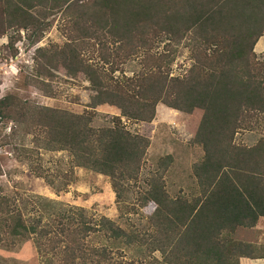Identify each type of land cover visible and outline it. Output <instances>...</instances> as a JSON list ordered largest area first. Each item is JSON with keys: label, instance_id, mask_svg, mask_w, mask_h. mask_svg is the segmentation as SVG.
Instances as JSON below:
<instances>
[{"label": "trees", "instance_id": "obj_1", "mask_svg": "<svg viewBox=\"0 0 264 264\" xmlns=\"http://www.w3.org/2000/svg\"><path fill=\"white\" fill-rule=\"evenodd\" d=\"M31 1L41 2L22 0L24 7ZM49 1L72 15V31L80 30L77 39H89L87 33L93 30L105 31L106 40L98 37L100 46L116 47L112 54L99 50L109 72L120 58L118 50L125 45L152 46L155 37L176 44L187 37L194 62L186 75L168 77V63L152 66L146 55L144 73L106 77L101 68L81 60L77 46L70 44L51 59L60 57L64 69L72 67L69 75H85L94 93L90 110L76 115L0 100L4 112L19 110L14 131L33 123V131L43 137L37 146L65 152L72 167L106 177L117 204L123 205L134 186L138 205L152 206L145 233H127L102 218L92 223L81 213L43 223L41 218L26 220L12 200L0 197V245L30 240L44 264H127L107 248L117 243L134 246L148 257L159 256L136 264H238L239 258H255L244 252L243 244L223 236L252 228L264 217L263 148L259 143L243 147L233 142L237 131L249 130L256 119L264 118V57L253 52L256 41L264 37V0ZM16 13L22 9L15 2L0 0V15L12 22ZM157 104L188 115L199 112L190 141L202 153L191 168L193 195L169 198L160 177L145 179L141 186L148 141L126 131L120 118L149 123ZM102 105L115 108L118 116L95 128L93 109ZM33 173L40 176L36 169Z\"/></svg>", "mask_w": 264, "mask_h": 264}, {"label": "rangeland", "instance_id": "obj_2", "mask_svg": "<svg viewBox=\"0 0 264 264\" xmlns=\"http://www.w3.org/2000/svg\"><path fill=\"white\" fill-rule=\"evenodd\" d=\"M12 1L18 9L21 7L22 13L13 15L12 22L0 15V100L6 98L13 106H39L76 115L90 110V98L94 93L85 75H69L72 67L64 69L60 57L51 59L60 56L70 44L77 46L81 60L101 68L106 77L130 78L144 73L145 64H148L146 55L152 60V66L168 63V77L186 75L194 62L193 45L187 37L177 44L155 37L152 46L131 49L125 45V49L118 50L120 58L116 60L113 72H109L107 65L102 63L99 50L112 54L116 47L109 43L100 46L98 37L107 38L105 31L93 30L87 33L89 39L80 40L77 39L80 30L72 31V15L63 8L52 7L49 0L46 5L41 4L43 0L40 3L31 1L28 7L23 5L26 0ZM253 52L258 58L264 57V50L257 53L253 47ZM93 111L96 117L92 126L95 128L107 125L111 117L118 116L115 108L105 105L97 106ZM18 112L17 108L13 112H4L0 105V197L12 200L26 220L41 218L43 223L58 215L81 213L92 223L102 218L127 233L146 231L152 206L138 205L134 186L129 188L123 205L117 204L106 177L72 167L65 152H51L37 146L43 137L33 131V123L22 124L18 132L14 131L13 120ZM198 117L197 111L188 115L157 104L149 123H132L120 118L126 131L148 141L142 160L141 186L145 179L160 177L169 198L195 194L191 168L202 153L190 141ZM233 142L243 147L259 143L264 153V118L256 119L249 130L237 131ZM33 169L40 173L39 177ZM256 223L252 228H237L223 238L243 244L244 252L255 258L264 255V218ZM107 248L111 249L114 258L127 264L159 258L156 253L148 257L134 246L117 243ZM44 263L30 240L12 247L0 245V264Z\"/></svg>", "mask_w": 264, "mask_h": 264}, {"label": "crops", "instance_id": "obj_3", "mask_svg": "<svg viewBox=\"0 0 264 264\" xmlns=\"http://www.w3.org/2000/svg\"><path fill=\"white\" fill-rule=\"evenodd\" d=\"M263 50H264V37H260L256 41V43L254 45V51H256L257 53H260ZM263 218L264 217L259 218V219H263ZM236 230L237 229H235V231ZM238 260H240V264H254V263H256V264H264V255H260V256H258L256 258H253V259L242 257V258H239Z\"/></svg>", "mask_w": 264, "mask_h": 264}]
</instances>
